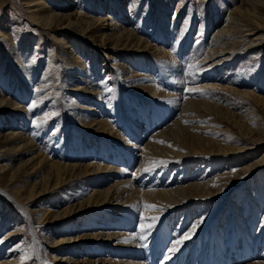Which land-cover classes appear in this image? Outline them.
<instances>
[{
    "label": "bare ground",
    "instance_id": "bare-ground-1",
    "mask_svg": "<svg viewBox=\"0 0 264 264\" xmlns=\"http://www.w3.org/2000/svg\"><path fill=\"white\" fill-rule=\"evenodd\" d=\"M22 1L26 7L28 19H30L33 22V24L37 25L40 28L45 27L44 29L55 30L56 28L60 27L61 30L65 29L67 31L74 28V30L79 32L80 35V33L83 34L82 32L83 30H80L82 28H79L80 30L79 31L77 26H81L84 22H87V24L92 21L98 23L100 22V20L108 21L109 19L110 23L108 24V27L115 26L114 29L112 30L113 32L111 33L101 32L99 34V32H97L96 30L95 31L87 30L85 32H90V35L87 36V38L91 37V38H95V40L97 38L103 42L106 40L111 43L116 42L115 44L117 45V47L120 46V48L124 50H127V48L131 47V44H133L132 45L133 48L131 47L130 49H134V51H138L141 53L147 51V48L154 49L155 52L152 53L151 55L152 57L157 59V64H159L157 65L159 69L158 71L161 74V76L159 75L160 77L156 79L155 82L154 80L151 79L149 74L147 73L140 74L142 75V78L139 79L144 80L145 85L142 86V88H138V86L131 85V87H129L130 88L129 91L131 93L130 96L133 97L132 102H136V101L144 102L147 103L149 106L156 107L158 110H159L158 104L160 100L168 101V103H170L172 107L171 106L166 107V115L168 116V121H170L173 118L174 110H175L174 108L176 107V105L174 107V104L178 102L177 100L178 98H177V94L172 95L171 93L174 92L175 90L177 91L180 90V88L182 89V87H180L181 80H179L178 78L179 77L178 70L179 69L181 70V68H179L180 64L177 63L178 61L176 62L174 58V54H177L178 52L184 50V48H181L182 50L179 51L180 44L179 45L172 44L173 46L170 45V48L168 50H164L163 47L155 46L157 47L156 49L153 46H149L150 45L148 44L149 39L148 40L145 38L143 39L142 37L137 35L138 34L137 32L140 31H141L140 33L146 32L145 28L143 29L141 28L142 26L137 27L136 29L132 28L133 31L132 30L119 31L120 27L119 29L116 27L118 21V20L115 21V19L118 18L116 15L120 16L119 19L121 18L123 22L127 21L124 19L125 17L121 13L120 4L122 3V1H120L121 3L119 4L117 3L118 0H110L112 3H114V5L113 7H110L109 15L106 19L103 16L105 9V4H104L105 2L103 3V1L101 0L96 1L95 9L92 10L91 8V12L96 13L99 18H85L86 16L81 17L82 14L77 11L75 13L70 12V14L67 15L62 14L61 16H59L57 13L53 12L47 0H22ZM61 1L64 2L60 4L61 8L63 9L64 8L69 9L70 6L78 7L79 4L77 3L78 1H76L75 3V1L73 0H61ZM155 1L156 4L153 3V6L158 8L157 11L158 14L161 16V18H165V15L168 13V8L172 3L169 4L168 2H164V0H155ZM171 1L172 0H169V2ZM263 3L264 2L261 0H234L232 4L233 7L230 8L231 10L229 13L228 20L225 22L224 25H222L223 28L218 30V34L216 38L212 39V41H210L209 43L206 41L207 44H209V48H210V43H212L211 47H213L212 49L213 51L211 52V54L205 55L206 58L207 59L211 58L210 59L211 61L215 59V56L223 57L222 53L228 51H230L231 54L237 53V55H241V56H244V54L247 52L249 53L257 52V51L259 52L262 42L264 41L263 40L264 20L261 19L262 17L261 18L258 17L259 13L262 12L260 10L264 9ZM135 4L136 3H134L133 5L130 4L128 9H132L133 6L134 7L140 6L139 4L138 5ZM55 6L60 7L59 4H56ZM80 6H82V3L81 5H79V8H81ZM183 7H184V3L183 0H181L177 5L175 11V14H177L178 16L177 18L178 20H180V18L183 15L182 14L183 12L181 11ZM114 8H116V12L114 16H112L111 9ZM78 14L80 16H78ZM76 15L78 19L77 20L75 19L76 20L75 22V20H73L71 16H76ZM210 21L207 20L205 24L201 22L205 30L208 29L209 26L212 27L216 24L215 22L212 21L210 22ZM93 22L89 24L92 25ZM197 23L198 21L197 19L195 20V18H191L189 21H187V19H184L182 21V26L180 29L183 32L185 30L184 27L186 28L187 26H190L189 27L190 29L188 28L189 29L188 32L190 34L191 31L194 29L192 26ZM167 26L169 27L170 24L167 25V23L166 24L162 23L158 25V27L154 28L156 30L157 36L154 34L155 37H153L152 40H154L155 43H158L162 39L163 42H166V44H168L169 37L164 32V28L167 29L168 28ZM125 28H123V30ZM205 33H207V31ZM0 34L3 35L5 38H8L7 35H4L2 29H0ZM231 36L233 37V40H231L230 43L227 40ZM57 39H59L60 42L63 41V38L61 37H57ZM71 42L74 43L73 45L74 47H76L77 52L76 53L72 52L69 55L68 54L64 55L63 58L64 64H68V63L70 64L69 66L65 65L64 69H65V76L67 79L65 78V80L63 81V85L70 82L69 79L70 80L76 79V77H74L73 75L74 72L76 74H81L82 76V69L86 64H84V62L81 61V55L82 56L84 55L87 58L91 56L90 61H93L92 70L93 71L96 70L95 64L97 63V61L95 60L96 57L94 55L95 53L92 55L91 53H87V51L83 52L84 47L81 45L77 47L78 42L76 41V39H74V37H71ZM14 44L10 45V47L8 48L10 49L9 51L15 50ZM37 44L38 43H36V45ZM203 44L204 43H202V47ZM243 46L244 48L241 50L240 48ZM55 49L57 51L56 54H60V55L64 54L63 48H61L60 46L58 45L54 46L53 50L51 51L53 52ZM12 53H9V55L12 56L11 58L13 59V62L14 60L17 59L19 62H24V63L28 62V60H26L28 57H25L24 54L18 57L16 56L18 55V52L16 50H15L16 54H14V56L12 55ZM55 59H56L55 56H50L49 66L47 68V71L44 73L48 75L47 78L45 79V81L47 82L55 83L54 81V78H56V68L54 67V65L56 64ZM153 60L154 59H152V61ZM226 60L228 59L226 58ZM226 60H223L222 63H219L217 67H215L216 70L220 69L222 73H224L222 74V76L217 75V77H214L212 73V75H207L205 77L198 78L199 80L194 79V81L192 82L185 83V84H190V87L188 86V90L191 91L195 90L194 93L196 95V98L204 97L206 95L205 93L209 91L208 89L211 90L213 88L212 90L221 89L222 91L220 90L221 93L219 94V96L220 98H225L226 100L227 98L225 96V92L228 94L233 93L235 95L241 94L246 98L247 97L254 98L260 102L264 101V96L256 95L254 91V89L256 90L261 89V86L264 87V73L259 78L257 72L256 73L251 72L248 75L246 74V76L240 77L241 81L235 78L231 79V76L227 78L226 74L229 73L235 67L234 64H223L224 62H226ZM33 64L34 63L32 64L30 63L29 65H33ZM4 65L5 64H3V60L0 58V79L2 81V82L0 81V83H3L2 89H4V86L7 84L6 81L7 79L4 78V75L2 76L1 74ZM202 65L203 62H201L199 65L198 63H195L194 67L196 68L198 66L199 68H201ZM212 66L214 65L211 64L210 66H207V68H203V70L204 69L210 70ZM111 67L115 68L116 65L113 66L110 65V68ZM140 71L142 72L144 70L141 69ZM145 71H148V69L146 68ZM35 72L36 71H34L32 74L33 77L35 75L34 74ZM131 72H135V71L132 70ZM111 73L113 74L111 83H113L112 85L114 86V83L118 82L120 75L116 74L114 70H112ZM234 73L238 75V70ZM29 74L31 76V72ZM92 74H94V72ZM101 75L102 78H105L107 76L105 74H101ZM70 76H73L74 78L73 77L70 78ZM161 78H162L161 80L162 82H160ZM77 79H80L79 82L73 84L70 88V91L69 90L67 91L73 92V94L76 95L84 94L85 96V94L87 95L88 93L92 92L91 89L94 86L95 91L91 95L100 94V90L102 89L103 90L101 94L103 95L106 94L104 90L106 81L102 82L99 81V79H94V78H91L90 80L88 79L83 80L81 78H77ZM203 79L204 81L207 80V82L214 81L216 83L214 82H212V84L207 83L208 85L202 84ZM187 80L189 81V77ZM242 80L245 81L247 80V81L243 82ZM137 81H138L137 79H132L131 77L129 82L128 81L127 82L128 84H131V83H136ZM219 82H225L226 84H230V85L232 84L239 85L244 88L250 87L253 90L247 89L246 91L241 93L232 86L230 87L221 86L218 84ZM50 89H53V94L57 92L56 90H58L57 87L55 86L53 87V84ZM38 90L41 93L37 92L33 96L34 98L32 99L30 106L24 107L22 111L21 108L23 107L20 106L19 103L17 104L16 102L19 96L18 97L16 96L15 100H12L11 102L15 104L14 106L16 107V110L12 109L10 112H14V114L16 113L19 114L20 119L22 118L23 121L32 120L34 121V124L39 121L42 125H45L49 121H51L50 119L59 116L60 112L58 108L59 106H61L60 105L61 98L60 96H56L55 93V96L50 97L49 95H45L43 98L41 97V100L37 99L40 96H42L44 92H46L44 91L45 85L44 86L41 85ZM1 91L2 90H0V92ZM91 95H89L88 97L89 98L93 97ZM103 95L102 98L101 99L99 98L95 103H91V102H86L84 104L81 103L80 101L84 99V97H82L83 95L79 97L80 99L78 98V96H77L78 98L77 100L74 99L75 97L71 99V103H73L74 105L70 107L72 111L68 113V116L63 117L62 121H64L63 122L64 124L62 125L59 124L60 128L59 126H57L58 130L55 136L56 141L54 140L55 142H53L52 144L50 143V145L52 146L50 147V150L46 152L45 150L43 151L41 147L43 145L39 144L38 142V140H40V135L34 134L35 143H33L34 140L30 141L29 138L31 131L29 132V136H28V133L26 132L27 129L24 125L21 126L16 125V127H14V123H10V122L9 123L2 122V124L0 125V132L2 131L3 128H7L5 127L7 124H9L10 126L8 129H11L10 131L5 133L6 136L5 140H3L2 142L0 141V145L2 146L0 147V149L3 150V148L5 147L6 143L4 142H7V144L9 145L11 143H14V145L16 144V146H14L16 151L15 149L14 150L9 149L11 151H15V153L11 158V161L16 160L15 158L16 157L18 158V156L21 153H23V151H27L31 155L33 154L32 158H29L27 161L25 160V162L21 164V166H18L19 169L21 170V173L23 172L28 173L31 169L33 170L37 164L39 166L38 169L35 170V173L36 172L39 173L38 175H41V177L39 176L41 179L33 183V186L30 188L31 184L29 183V181L31 180L30 179L31 174L25 175L24 177L26 179L23 182V185H21L18 188V190L15 192L17 194V197L22 196L24 194L22 192H27L28 197L26 196L22 199V201L26 200L27 205H29L30 203H34V201L36 200L34 197L39 196V197L48 198L50 205H54V207H58L63 202H65L64 204L66 205L71 201H77L81 199L80 201H77V204L65 207V209H63L62 212H56L57 210L52 212L56 214V217H53L51 222L49 221L50 224H52L51 225L52 231L49 232L47 238H44V240L50 241L51 243L49 245V250L51 252L48 251L51 254L49 255L50 257L47 256L45 258L46 260L45 263L43 262V259L40 256V251L37 249L35 242L30 244L31 242L28 241V237L26 236L23 239L22 238L18 239L20 236H22L20 235L22 233V231H19L20 228L17 232L14 233L7 232L6 234H4L6 226L3 227L4 225L2 224L0 226V237H1L0 241H2L0 242V260L2 258H6V259L4 261H0V264H32V261L35 259L34 257L35 253H39L38 261H40V264H148V262L145 259H148L149 264H152L153 259L154 260L156 259V261H158L159 264H200V261H202L201 259H204L203 264H220V260L215 257V254L222 253L223 249L218 248L217 244L219 245L226 244L227 246L225 250L230 248L228 250V256L230 258L236 257L237 258L236 261L239 260L238 261L239 263L237 262L235 264H242L247 261H251L253 259L251 257L253 254L255 255V257L264 260V198H263L264 194L263 193L258 194V197L254 198L251 197L249 193H247L244 189H242V191L239 190L240 185H243V187L245 188H249L250 177H252L255 174L256 169L258 167L264 166V158L260 162L252 163L248 167L242 168L241 171H243V174L238 173L239 176H237L235 179L231 178L232 173L229 172V169L231 168V163L236 161L235 164H237L242 160H245V155L249 154L248 152L254 148L251 147L253 144L249 143L252 145L242 146L236 149L225 147V149H220V152H217L219 150L215 151L214 149L210 148L211 145L217 144V142L215 143V140L208 138L207 140L203 141V139H201V138H205L204 134L213 133L210 130L213 128H208V125H212L211 123L218 124L219 120L218 122L216 120L205 121V119H207L206 116L210 114L205 112L204 114H198L199 112L195 113L196 111L195 112L193 111L195 110L194 106L208 107L206 105H209V107L211 108V106L218 107L217 105L218 103L209 104L206 101H200L196 98L195 99L192 98L191 100H189V102H184L179 115L180 117L176 119L175 122L161 129V131L158 134H154L155 136H152L151 141L150 140L147 141L146 144L135 145L134 142L131 143L132 140L130 141L129 140L130 138H126L122 134L119 135V133L121 132L117 134L118 131L115 129L117 125L115 126L114 125L115 123L112 120L104 116H101L100 111L104 110L103 109L104 104L109 106L111 105L112 102V100L110 99L112 97L109 98L110 100L108 98L107 100H105L106 98H103L104 97ZM21 97L19 98L20 101L22 99ZM1 98H3V96ZM51 98L55 99L53 100V104L54 102H56V105L58 106L55 107V105H52V103H50L49 104L50 107L47 108L46 105L48 104L46 103L48 101L50 102V100H52ZM102 102H104V104H102ZM36 103L37 105H35ZM114 103L115 102H113V104ZM234 108H236L235 105ZM79 110L80 113H77ZM97 110L100 111L97 112ZM253 110L254 109H252L251 111L253 112ZM209 111L210 110H208V112ZM84 112H86V114H84ZM90 113H94V114L96 113L101 118H90L89 117ZM39 114L40 116L41 114L43 115L40 117ZM122 114L126 116L125 113ZM132 114L135 115L133 111L131 115ZM233 115L235 114L233 113ZM253 115L254 114L252 113V116ZM243 117L245 121H247L246 120L247 116L244 115ZM9 118L10 119L12 118L11 115L7 117V119ZM139 119L143 121L142 126H145V128H142L141 125H139L140 123L136 122L135 130L140 131V134L137 133L138 137L137 136L135 137V135L134 137L136 140H138L139 143L140 142L143 143V141L146 139V134L144 130L148 129L147 125L149 124L146 123L147 121L144 122L142 116ZM162 120H159L160 123L161 122L163 123L165 121L163 118ZM184 121H187L189 123L190 122L195 123L197 125L184 127V124H182ZM253 122L255 124L256 121ZM165 123L166 122H164L163 124ZM92 124H94L93 126H97V129L96 128L92 129L93 128ZM35 126H37V124H35ZM16 128L17 129L21 128V131H17ZM186 128L192 129L194 131L193 133L196 136V141L189 140L188 142H186L185 136L187 135L184 136L185 138L181 137L182 133H184L183 131H185ZM246 128L251 129V131H260L261 127L254 128L249 125ZM29 129L30 127L28 128V130ZM189 133H192V131ZM197 133L198 134L200 133L199 135H201V138H199ZM92 138L99 140V144L101 145V148L99 149L100 151L99 153L96 152L97 150H91V151L89 150L90 151L89 152L88 149L86 150L84 149V152L90 153L87 158H84V155H80L77 150L69 148V145H73L75 143H78L82 147L83 144H85L87 141L88 143L89 141L91 142ZM83 139H85L86 142L83 141ZM60 143H61V147H60ZM36 144L38 145L36 146ZM117 150L118 151L122 150V153H124V157L126 156V160H125L126 162L124 163L126 166L123 164V162L121 163L117 162L118 164L117 166L123 164L125 167H130L131 169V166L134 164L137 157V160L139 158L141 162L140 168L143 169V171L146 169H150V170H146L143 172L144 173L143 175L145 176H143L142 174L139 176L138 172L137 173L134 172V174L133 173L131 174L132 170H130L131 172L128 173L125 169L119 168L118 170V168L116 169L113 166H108L107 164L101 165L99 162H96V160L100 158V156L99 157L97 156L98 154L101 153L102 154L101 156H104L106 151L112 152ZM53 151H55V153L52 156L50 155V153H52ZM92 153L94 155H92ZM235 153L236 154L239 153L240 156L234 157L233 155ZM208 157H211V159H209ZM212 158H217L218 162L213 163ZM248 158L249 157L247 156V159ZM84 160H88L90 163L84 165H82L81 163H77ZM71 161H77V162L76 164H72ZM112 161L115 162L114 159H112ZM31 164H33L32 167L29 166L30 168L27 167V169L25 170L22 169V166L25 165L27 166ZM204 164H206V166H204ZM195 169H196V174L192 176L191 173ZM12 171L14 172V167H12L11 165L9 164L0 165V179L5 180V178H7L8 175L13 176ZM187 173H190L191 175L189 174V176H187L188 175ZM215 174L217 175L215 177H212V175ZM37 176H35V178ZM110 179H113L114 181L116 180V182H114L113 185L107 187L106 190H99L100 187H102L105 183H109V181H112ZM14 184L15 183H11V186H14ZM88 186L92 187V190L95 192H92L90 197L83 198L86 195L85 190L86 188H88ZM96 187H99V189L94 190ZM224 200L229 201L228 207L230 208H228V212H226L227 210L224 211L222 209L224 207L223 205H225L226 203V201ZM213 202L215 203V205L217 204L216 207L211 206ZM256 202L259 204H256ZM41 204L42 203H40V207H42ZM20 206L23 205L20 204ZM208 207H210L211 210L212 209L214 210L211 211L209 215L207 214V216H205ZM49 209L50 208L48 207L43 212H39L41 219H44L46 221L48 215L50 214ZM39 210L41 209H38V211ZM185 210L189 211L188 216L194 215L196 218H200V214L201 216H203L202 218H200L199 222L194 223L195 227L193 226L192 229L190 230L188 229L189 231L187 233H184L183 235L184 230L190 226L191 223L190 219H183L184 221L182 222V225L179 228L173 225L174 221L171 219L170 221H172L173 223L171 225L168 224V226H166L167 224L165 226H162V232H160L161 226L158 225L165 218H167V216L169 217L171 216L173 217L174 220L179 221L181 214ZM21 211L22 213L21 215L19 213V215L23 218L25 222H28L29 224V220L32 219L34 213L36 212L32 213V211H27V208L25 209L23 208V210ZM136 215L138 217H136ZM231 216H234L235 219V226L234 228L232 227L233 229H235V232L230 237V239L224 241L223 244L222 239H219L217 236L219 231L216 230V229L219 230L221 227L215 228L214 226L211 227L209 226L208 228H206L205 226L211 220L216 218L219 220L220 222L219 225H220L223 223L224 220H227ZM100 217L101 218L103 217V219H99ZM135 217L138 219L137 223L135 226H131L134 223ZM114 218L115 220L124 219V221L121 223V225H116L109 222V220H114ZM153 218L156 219L153 220ZM141 225H143L144 227L142 228ZM107 226L111 227V229H115V232L109 231L107 232V234L93 233L90 236L83 233L81 235L78 234V236L74 238L65 236V235L78 233V229L80 232V231L90 230L89 228L92 229L95 227L103 229L105 227L107 228ZM124 229L127 232H123ZM168 229L170 231L174 229V235L176 234L173 240L174 242L171 243V245H168L169 242L167 243L168 241L167 234L169 233L167 232ZM131 231L134 232L136 231L135 232L136 235L130 234ZM209 232L215 235L217 246L215 247L211 246L209 248L205 246L207 248V250H205L206 248L202 247V244H204L203 242L205 241V239H207L206 237ZM55 235H60L62 239L55 240L56 239ZM186 236L187 238H185ZM239 238L243 239L242 248L241 247L237 248V246H235L236 245L235 243ZM15 239L18 240L16 242H13V240ZM52 239H54V241ZM143 239H146L147 241L149 240L150 242L149 244H145L144 248L142 247ZM178 239L181 240L180 244L176 243ZM11 242L12 244L9 245ZM166 244L168 246H171L170 251L167 253L163 252V250H165ZM191 244L194 245L193 246L194 248L189 252L190 255L188 260H185L187 257L185 259L183 258L184 257L182 256L183 251L185 250V248L187 249V247H189V245ZM7 245L11 247H9L5 255L4 248ZM108 246H111L110 247L111 249L109 251L107 250ZM148 246L149 247L151 246V250H154V252L151 255L145 256L142 254L141 251L145 250V248H149ZM197 246L198 248H196ZM157 249L159 250L157 251ZM175 249L178 250V254L177 252H175ZM110 251L111 254L114 253L115 257L117 258L119 257L121 258L122 256H124L127 257L128 259L129 258L131 259L129 254H131L132 252H138L137 253L138 255L136 254L137 255L136 257L133 256L132 258L133 261H123V262H119V260H115L114 262H109V261L107 262L105 259L107 257H104V259L99 258L94 261L90 259V257H93L94 254L106 255V253ZM82 252L83 255L87 254L90 257L88 259H84V261H81L79 263L74 261V258L78 256L79 253ZM171 252L173 253V255H171ZM222 258L223 257L221 256V259ZM86 260L88 262H86ZM228 263L231 264L230 260H228ZM251 264H264V262L256 261Z\"/></svg>",
    "mask_w": 264,
    "mask_h": 264
},
{
    "label": "rangeland",
    "instance_id": "rangeland-1",
    "mask_svg": "<svg viewBox=\"0 0 264 264\" xmlns=\"http://www.w3.org/2000/svg\"><path fill=\"white\" fill-rule=\"evenodd\" d=\"M47 1L50 4V7L52 8L53 12L57 13L59 16H61L62 14L63 15L70 14V12L75 13L77 11V12H80L82 14L81 17L86 16L85 18H99L96 13L91 12V8H92V10L95 9L96 1H98V0H73V1H75V3H76V1H78L77 2V3H79L78 7L70 6L69 9L61 8L60 4L64 3L61 0H47ZM80 1L82 3V6H80L81 8H79V5H81ZM101 1H103V3L105 2L104 3L105 9H104V15L103 16L106 19L109 15V9H110V7H113L114 3H112L110 0H101ZM120 1H122V3ZM180 1L181 0H174V1L172 0L171 2H169V0H164V2H168L169 4H171V3L172 4L169 6L168 13L165 15V18H161V16L158 14V11H157L158 8L153 6V3L156 4L155 0H118L117 3L122 4V5L120 4L121 13L124 15V17H125L124 19L127 21L123 22V20L121 18L119 19L120 16H118V15H116L118 18L115 19V21L118 20L116 27L118 29L120 27L119 31H125V30H127V31L132 30L133 31L134 28L136 29L137 27H141V26H142L141 27L142 29L145 28V30H146L145 33H140L141 32L140 31V32H137L138 33L137 35L142 37L143 39L144 38L147 40L149 39V41H148V44H150L149 46L163 47L164 50H168L170 48V45H172V44L173 45H179L180 44L179 45L180 46L179 51L182 50L181 48H184V50H182L178 53L176 52L177 54H174L175 61L176 62L178 61L177 63L180 64L179 68H181V70L180 69L178 70V72H179L178 78H179V80H181L180 81V87H182V89L180 88L181 91L175 90L174 92L171 93L172 95L177 94L178 102H176L175 104L173 103L174 107L176 105V107L174 108L175 109L174 115H173V118L170 121H168V116L166 115V107L171 106V104L168 103V101L160 100L159 104H158V108H159V110H158L156 107L149 106L147 103H144V102H140V101L132 102L133 97L130 96L131 93L129 91L130 90L129 87H131V85L132 86H138V88H142V86L145 85L144 80L139 79V78H142V75H140V74H145V73L149 74L151 79L154 80L155 82H156V79H158L161 76V74L158 71L159 69H158L157 65H159V64H157V59L152 57V55H151L152 53L155 52L154 49L147 48V51H144L143 53H141L138 51H134V49H130L131 47L133 48V46H132L133 44H131V47L127 48V50H124V49L120 48V46L117 47V45L115 44L116 42L111 43V42H108L107 40L103 42L97 38H96V40H95V38H91V37L87 38V36L90 35V32H85L87 30L88 31L89 30H91V31L96 30L97 32H99V34L101 32H109V33L113 32L112 30L114 29L115 26H113V27L109 26L108 27V24L110 23L109 19H108V21L100 20V22H98V23L92 21L93 22L92 25L89 24L92 22H89L88 24H87V22H84L81 25L83 27L77 26L78 30H79V28H82L80 30H83L82 31L83 34L80 33V35H79V32L74 30V28L71 30H68V31L65 30L64 28H63L64 30H61L60 27L56 28L55 30H48V29H44L45 27H41V28L38 27L37 25L33 24V22L30 19H28L27 10H26V7L23 4L22 0H0V29H2V31L4 32V35L8 36V38H5L3 35L0 34V58L3 60V64H5L1 74H2V76L4 75V78L7 79L6 80L7 84L4 86V89H2L3 83H0V90H2L0 92V98L3 96V98H1L2 100L0 99L1 100L0 101V116H1L0 117V125L2 124V122L14 123V127H16V125H18V126L24 125L27 129L26 132L28 133V136H29V132L31 131L30 136H29L30 141L34 140V136H35L34 134L40 135V140H38V142H39V144L43 145L41 147H42L43 151L45 150V152H46V151L50 150V147L52 146V145H50V143L52 144L53 142L56 141L55 136H56L57 130H58L57 126H59V124L60 125L64 124L63 123L64 121H62L63 117L68 116V113L72 111L70 109V107H72L74 105H73V103H71V99H73L75 97L74 99L77 100L79 97H81V95H83L82 97H84V99H82L81 101L79 100V101L84 104L86 102L95 103L99 98L100 99L102 98L103 94H101V92L103 89L100 90V94L91 95L95 91L94 86L91 89L92 92L88 93L87 95L85 94V96H84V94L76 95V94H73V92H69L71 86L73 84H75L76 82H79L80 79H77V78H81L83 80H87V79L90 80L91 78H94V79H99V81H102V82L106 81L105 87H104L106 94L103 95L104 96L103 98H106L105 100H107V98L109 99L110 97H112V98H110L112 100L111 105L108 106V105L104 104V102H102V104H104V107H103L104 110L103 111L99 110L101 116L109 118L110 120H112L115 123L114 124L115 126L117 125L115 127V129L118 131L117 134L119 132H121V133H119V135L122 134L126 138H130L129 140L130 141L132 140L131 143L134 142L135 145H144L147 143V141H149V140L151 141V137L155 136L154 134H158L161 131V129H163L166 126H168L169 124L175 122V120L180 117L179 115H180V112H181V109L183 107L184 102H189V100H191L192 98H194V99L196 98V95L194 93L195 90L194 91L188 90V86L190 87V84H185V83L192 82V81H194V79L199 80L198 78H202V77H205L207 75H212V73H213L214 77H217V75L222 76V74H224V73H222V71L220 69L216 70L215 67H217V65L219 63H222L223 60H226V58L228 60H226V62H224L223 64H234V67H235L229 73L226 74L227 78H229L231 76V79L235 78V79L241 81L240 77L246 76V74L248 75L251 72H255V73L257 72V75L259 78L263 75V73H264V41L262 42V45H261L259 52L258 51L252 52V53L247 52L244 54V56L237 55V53L231 54L230 51L223 52L222 53L223 57L215 56V59H213L211 61H210L211 58L207 59L205 56V55L211 54V52L213 51L212 50L213 47H211L212 43H210V48H209V44H207V42L209 43L210 41H212V39L216 38V36L218 34V30L223 28L222 25H224L225 22L228 20L229 13L231 10L230 8L233 7L232 4H233L234 0H183L184 7L181 10L183 12L182 13L183 15L180 18V20H178L177 19L178 16H177V14H175V11H176L177 5L179 4ZM261 1L264 2V0H261ZM134 3H136L137 5L139 4L140 6L139 7L133 6L132 9H128L129 5L130 4L133 5ZM56 4H59L60 7L55 6ZM120 6H118V7H120ZM111 11H112V16H114V14L116 12V8L111 9ZM260 11H262V12L259 13L258 17H260V18L262 17L261 19L264 20V9H262ZM78 16H80V15L78 14ZM103 16H101V17H103ZM71 18H73V20L78 19L77 15L71 16ZM191 18H195V20L197 19L198 23L192 26L194 29L191 31L190 34L188 32L190 29L189 28L190 26H187L186 28L184 27L185 30L182 32L180 29L182 26V21L184 19H187V21H189ZM76 20H75V22H76ZM207 20H209V21L211 20L212 22H215L216 24L212 27L209 26V28L205 30V28H203L204 26H202L201 22L205 24ZM222 21H223V23H222ZM65 23H67V22H65ZM162 23H164V24L167 23V25L170 24L169 27L167 26L168 27L167 29L164 28V32L169 37L168 38V44L169 45L166 44V42H163L162 39L158 43H155L154 40H152L153 37H155V35H156V30L154 28L158 27V25H160ZM123 28H125V29L123 30ZM206 31H207V33H205ZM57 37L63 38V41L60 42V40L57 39ZM71 37H74V39H76V41L78 42L77 47L79 45L84 47L83 52L87 51V53H91L92 55L95 53L94 54L96 56L95 60L97 61V63L95 64L96 70L95 71L92 70L93 61H90L91 56L89 58H87L86 56H84V55L82 56L80 54L81 55V61H83L84 64H86V65H84V67L82 69V76H81V74H76L74 72L73 75H74V77H76V79H73V80L69 79L70 82L63 85V81L66 78L64 68H65V65L69 66V64H70V63L64 64V62H63L64 55H66V54L69 55L72 52L73 53L77 52L76 47H74V45H73L74 43L71 42ZM69 40H70V42H69ZM231 40H233L232 36L227 41L231 43ZM183 42H184V44H183ZM36 43H38V44L36 45ZM202 43L205 44V45L203 44V47H202ZM12 44H14L15 50L18 52V55H16V56L20 57V56H22V54H24L25 57H28L26 59V60H28V62H25V63L19 62L18 59L14 60V62H13V59L11 58L12 56L9 55V53L13 52L12 55L14 56V54H16L15 50L9 51L10 49H8L10 47V45H12ZM200 44H201V46H200ZM57 45L60 46L61 48H63L64 54H62V55L56 54L57 53L56 49L53 52L51 51V50H53L54 46H57ZM181 46H184V47H181ZM157 47H155V48L157 49ZM112 48H114V49H112ZM243 48H244V46L241 47L240 49L242 50ZM141 49H139V50H141ZM50 56L56 57V59H55L56 64L54 65V67L56 68V78H54L55 83L45 81V79L47 78L48 75L44 74V73L47 71V68L49 66ZM70 57H72V56H70ZM152 59H154V60L152 61ZM155 59H156V61H155ZM233 60H235V61H233ZM86 61L89 63H87ZM201 62H203V65L201 68H199L198 66L196 68L194 67L195 63H198V65H199ZM30 63L31 64L34 63V64L29 65ZM211 64L214 65L210 69L213 72L210 70H207V69L203 70V68H207V66H210ZM110 65L111 66L116 65V67L110 68ZM117 65H119V66H117ZM23 68H25V69H23ZM146 68L148 69V71H145ZM139 69L140 70L143 69L144 71L141 72ZM112 70H114V72L116 74L120 75L118 82L114 83V86L112 85L113 83H111L112 78H113V74L111 73ZM132 70H134L135 72H131ZM235 70L236 71L238 70V75H236L234 73V72H236ZM34 71H36V72L34 73L35 75L33 77L32 74ZM30 72H31V76L29 74ZM93 72H94V74H92ZM101 74H105L108 77L106 76L105 78H102ZM72 77L73 76H70V78H72ZM131 77H132V79H137L139 82L137 81L136 83L128 84ZM188 77H189V81L187 80ZM190 77H191V79H190ZM31 78H33V79H31ZM127 79H129V80H127ZM161 80H162V78L160 79V82H162ZM0 81H1V79H0ZM202 81H203L202 84H206V85L212 84V82H214V81L207 82V80L204 81V79ZM242 81L246 82L247 80L246 81L242 80ZM214 83H216V82H214ZM40 84L43 86L45 85L44 91H46V92H44V94H42V96H40L37 99L41 100V97L43 98L45 95H49L50 97L55 96V93H56V96H60V98H61V103H60L61 106H59V108H58V110L60 112L59 116L50 119L51 121H49L45 125H42L38 121L37 123H35V124H37V126H35L34 121H32V120L31 121L30 120H27V121L24 120L23 121L22 118L20 119L19 114H17V113L14 114V112H10L12 109L16 110V107L14 106L15 104L11 103V102H12V100H15L16 96L17 97L19 96V98L22 96L21 98L23 100L21 99V101H20L19 98H18V100H16L17 104L19 103L20 106L23 107V108H21V111H22V109H24V107H26V106L29 107L32 99L34 98L33 96L37 92L41 93L38 90L41 86ZM52 84H53V87L55 86L58 89V90H56L57 92H55L54 94H53V89H50ZM116 84H117V86H116ZM218 84L221 86H225V87L232 86L233 88H236V90L240 91L241 93L246 91L247 89L253 90L250 87L244 88V87H241L239 85L226 84L225 82H219ZM82 85H84V84H82ZM212 89L211 90L208 89L209 91H207V93H205L206 95L204 94L206 97L205 96L202 98L197 97L196 99H198L200 101H206L209 104L210 103L211 104H217L218 103L217 104L218 107L211 106V108H210L209 105H206L209 108L205 107V106H197V107L194 106L195 110H193V111L194 112L196 111L195 113L199 112L198 114H204V112L209 113L210 115L206 116L207 119H205V121H210V120L215 121L216 120L218 122V120H219V122H218V124L211 123L212 125H208V128H213L214 130L210 129L211 132H213V133L204 134L205 138H201V135H199L200 133L199 134L197 133L199 138L203 139V141L207 140L208 138L215 140V143L217 142V144L211 145L210 148L214 149L215 151L219 150L217 152H220V149H225V147L236 149V148H240L242 146H249V145L253 144L251 147L254 149H251L248 152L249 154H246L249 157L248 159H247V156L245 155V160H242L241 162H239L237 164H235L236 161L232 162L233 164L231 163V168L229 169V172L232 173L231 178L235 179L237 176H239L240 173L243 174V171H241L242 168L248 167L252 163L260 162L264 158V140H263L264 139V101L260 102L254 98H249V97L246 98V97L242 96L241 94L235 95L233 93L228 94L225 92V96L227 98V100H226L225 98H220V96H219V94L222 91L221 89H218L219 91L217 89H214V90H212ZM67 90H69V91H67ZM254 91H255L256 95L264 96V87L263 86H261V89H258V90L254 89ZM66 93H68V94H66ZM89 95H91L93 97L89 98L88 97ZM77 96H78V98H77ZM87 97H88V99H87ZM129 97H131V98H129ZM113 98H114V100H113ZM51 99L52 100H50V102L48 101L46 103V104H48V105H46V107L49 108L50 103H52V105H55V107L58 106V105H56V102H54V104H53V100H55V99L54 98H51ZM91 99H92V101H91ZM113 102H115V103L113 104ZM225 102H227V103H225ZM233 102H235V103H233ZM35 105H37V103ZM234 105L237 109L234 108ZM113 107H114V109H113ZM207 109L210 110L211 112L210 111L208 112ZM252 109H254L255 111L253 110V112H252L251 111ZM99 111L97 110V112H99ZM132 111L134 112L135 115H133V114L131 115ZM105 112H106V114H105ZM77 113H80V110ZM122 113H125L126 116ZM233 113L235 115H233ZM252 113L254 114L253 116H252ZM84 114H86V112H84ZM9 115H11L12 120L10 118L7 119V117ZM42 115L43 114H41V116ZM244 115L247 116V119H246L247 121H245V119L243 117ZM39 116H40V114H39ZM141 116L143 117L144 122L147 121L146 123L149 124V125H147L148 129L144 130L145 134H146V139L143 141V143L142 142L139 143L138 140L135 139L136 136L138 137L137 133L140 134V131L135 130V123L139 122L140 123L139 125H141L142 128H145V126H142L143 121L141 119H139V118H141ZM89 117L90 118H101L96 113L95 114L90 113ZM162 118L165 120L164 121V122H166L165 124H163L164 122L160 123L159 120H162ZM216 118H218V119H216ZM99 120H101V119H99ZM253 121H256L255 124ZM182 124H184V127H187V126L190 127L192 125L193 126L197 125L195 123H191V122L189 123L187 121H184ZM93 125L94 124H92V126ZM249 125L251 127H254V128L255 127H257V128L261 127L260 131H251V129L246 128ZM5 127H7V128H3L2 131L0 132V141L1 142L3 140H5V138H6L5 133L11 130V129H8L10 127L9 124H7ZM29 127H30V129L28 130ZM59 128H60V126H59ZM95 128L97 129V126H93L92 129H95ZM40 129H41V131H40ZM16 130L21 131V128H18V129L16 128ZM191 131H192V133H189ZM183 132L184 133H182L181 137L182 138L186 137V142H188L189 140L190 141L191 140L196 141V136L194 135V133H193L194 131L192 129L186 128V130ZM134 135H135V137H134ZM185 135H187V136H185ZM194 136H195V138H194ZM230 139H231V141H230ZM260 140H263V141H260ZM83 141H85V139H83ZM4 143H6L5 147L3 148V150L0 149V165L9 164L12 167H14V172L12 171L13 176L8 175L7 178H5V180L0 179V181H2V182H0V226L2 224L4 225L3 227L6 226L4 234H6L7 232L8 233L17 232L20 228L19 231H22V233L20 234L22 236L19 235L20 237L18 239H20V238L23 239L26 236V237H28V241L31 242L30 244L35 242L37 249L40 251V256L42 257L43 262L45 263V261H46L45 258L47 256L50 257L49 255L51 254L50 253L51 251L49 250V245L51 243H50V241L44 240V238H47L48 237L47 235L49 234V232L52 231V226H51L52 224H50V222L53 219V217H56V214L52 213V212H54L55 210H57L56 212H62L63 209H65V207L77 204V201H80L81 199H79L77 201H71L70 203H68L66 205L64 204L65 202H63L58 207H54V205H50L48 198L35 196L34 198L36 200L34 201V203H30L29 205H27L26 200L22 201V199L26 196L28 197V193L22 192L24 194L20 197H17V194L15 192L18 190V188L21 185H23V182L26 179L24 177L25 175L31 174V176H30L31 180L29 181V183L31 184L30 188L33 186V183H35L41 179L40 178L41 175H38L39 173H37V172L35 173V170L38 169L39 166L37 164L35 166V168L33 170L31 169L28 173H25V172L21 173V170L19 169L18 166H21V164H23L25 162V160L27 161L29 158H32L33 154L31 155L27 151H23V153H21L18 156V158L14 157L16 160L11 161V158L16 151V149L14 148V146H16V144L14 145V143H11L9 145V144H7V142H4ZM33 143H35V140L33 141ZM249 143H252V144H249ZM6 145H8V146H6ZM37 145L38 144H36V146ZM0 147H2V146L0 145ZM60 147H61V143H60ZM82 147L78 143H75L73 145H69V148L77 150L80 155H84V158L88 157V155L90 154L89 152L91 150H97L96 152L99 153L100 152L99 149L101 148V145L99 144L98 139L96 140V139L92 138L91 142L89 141V143H88V141H87L85 144H83ZM6 149H7V151H6ZM9 149H13V150L15 149V151H11ZM84 149L85 150L88 149V151L89 150L90 151L84 152ZM136 151H138V150H136ZM54 153H55V151L50 153V155L53 156ZM121 153H122V150H119V151L117 150V151H112V152L106 151L104 156H101L102 154L100 153L97 156L98 157L100 156V158H98V159L99 160L101 159V160L99 161L97 159L96 162H99L101 165L107 164L108 166H113L116 169L118 168V170H119V168L125 169L128 173H130L131 172L130 170H132L131 174L132 173L134 174V172L135 173L138 172L139 176L141 174L142 175L144 174L143 172L146 170L143 171V169L140 168L141 162H140L139 158L137 160V157H136V160L130 169V167H125L126 165L124 163L126 162L125 161L126 156L124 157V153H122V156H121ZM92 155H94V154L92 153ZM233 156L234 157L240 156V154L235 153ZM111 158L114 159L115 162H113ZM208 158L211 159V157H208ZM212 160H213V163L218 162L217 158H212ZM76 162L77 161H71L72 164H76ZM117 162L118 163L123 162V164L125 166L123 164L117 166L118 165ZM77 163H81L82 165H84V164H87L90 162L88 160H84V161H80ZM32 165L33 164L27 165V166L26 165L22 166V169L25 170V169H27V167L30 168L29 166L32 167ZM204 166H206V164H204ZM139 169H140V171H139ZM196 169L191 173L192 176H194L196 174ZM12 172H10V173H12ZM187 174H188L187 176H189L190 173H187ZM216 175L217 174L212 175V177H215ZM35 176H37V177L35 178ZM143 176H145V175H143ZM130 178H133V177H130ZM120 179H123V178H120ZM120 179H118V180H120ZM110 180H112V181H109V183H105L102 187H100V189H99V187H96L94 190H97V189L106 190L107 187L113 185L114 182H116V180L115 181L113 179H110ZM11 183H15L14 186H11ZM188 183H190V182H188ZM239 188H240L239 189L240 191H242V189H244L247 193H249V195L251 197H254V198L258 197V194H262V193L264 194V166L258 167L256 169L255 174L252 177H250L249 188H245V187H243V185H240ZM85 191H86V193H85L86 195L83 198H88L91 196L92 192H95L92 190V187H90V186H88V188H86ZM13 193H15V194H13ZM12 197H14V198H12ZM263 198H264V196H263ZM224 201H226V200H224ZM257 202H256V204H259ZM40 203H42L41 205L43 208L40 207ZM20 204H22L23 206H20ZM211 206L216 207L217 204L215 205V203L213 202L211 204ZM223 206L224 207L222 209L224 211L227 210L226 212H228V208H230V207H228L229 201H226L225 205H223ZM48 207L50 208L49 209L50 214L48 215V217L45 221L44 219L40 218L39 212H43ZM206 207H207V205H206ZM210 207H208V210L206 211L205 216H207V214L209 215V213H211V211L214 210V209L211 210ZM23 208L24 209L27 208V211H32V213L36 212V213H34L32 219L29 220V224H28V222H25L23 220V218L20 216L22 213L21 210H23ZM38 209H41V210L38 211ZM185 212H186V214H185ZM188 212H189L188 210H185L181 214L179 221L174 220L173 217H171V216L170 217L167 216V218H165L162 221L163 223L161 222L160 223L161 225L160 224L158 225V226H161L160 231H162V226H165L166 224H167L166 226H168V224L171 225L173 223L172 221H170L171 219L174 221L173 225L177 228H179L182 225V222L184 221L183 219H190V221H191L190 226L184 230L183 235H184V233H187L190 229L193 228L194 223L199 222L200 218L203 217V216H201V214H200V218H196L194 215L188 216ZM19 213H20V215H19ZM136 217H138V216L136 215ZM136 217H135L133 225H131V226L136 225L137 220H138ZM99 219H103V217L102 218L100 217ZM217 220H218L217 218L211 220L209 223L206 224L205 227L206 228H208L209 226L210 227L214 226L215 228L221 227L219 230L216 229L217 231H219L217 236L219 239H222L223 244H224V241H227L228 239H230V237L235 232V229H233L235 226V219H234V216H231L227 220H224L223 223L220 225H219V223H220L219 220L218 221ZM123 221H124V219L115 220V218H114V220H109V222L116 224V225H121V223ZM78 222H80V221H78ZM176 224H177V226H176ZM89 229L90 230H85V231H80V232L78 229V233H76V234L74 233L71 235H65V236H69V237L74 238V237H77L78 234L81 235L83 233L90 236L93 233L107 234V232H109V231L115 232V229H111V227H109V226H107V228L105 227L103 229L102 228L100 229L98 227L92 228L94 230H92L91 228H89ZM169 229L167 230V232H169L167 234L168 235L167 243L169 242L168 245H171V243L174 242L173 240H174V237L176 236V234L174 235V229H172L171 231ZM205 229H203V230H205ZM123 232H127V231H125V229H124ZM135 232L131 231L130 234L136 235ZM4 234H3V236H4ZM221 235L222 236L224 235L223 238ZM55 237H56L55 240L62 239V237L60 235H55ZM49 238H52V237H49ZM206 238L207 239H205V241L203 242L204 244H202V247L206 246L207 248H209L211 246L215 247L218 245V248L223 249L222 253L215 254V257L220 260V264H229L228 260H230L231 264H235L239 261V260L236 261L237 260L236 257L230 258L228 256V250L230 248L225 250V248L227 246L226 244H224V245L217 244L216 245V237L213 233L209 232ZM18 239L13 240V242H16ZM240 239L241 238H239L235 243L236 244L235 246H237V248L243 247V244H242L243 239H241V240ZM52 240L54 241V239H52ZM162 241H163V239H162ZM142 243H143L142 247L144 248V245L149 244L150 242H149V240L147 241L146 239H143ZM11 244H12V242L9 245H11ZM9 245H7L4 248L5 255L7 253V250L9 249V247H11ZM104 245H105V243H104ZM168 245L166 244L165 250H163V252L167 253L170 251L171 246H168ZM239 245H241V246H239ZM193 246L194 245L191 244V245H189V247H187V249L185 248V250L183 251V254H182V256H184L183 258L185 259L187 257L185 260H188L189 255H190L189 252L194 248ZM12 247H13V245H12ZM105 247H106V245H105ZM110 247L111 246H108V249H107L108 251L111 249ZM196 248H198V246ZM207 248L205 250H207ZM202 249H204V248H202ZM158 250L159 249H157V251ZM172 250H174V249H172ZM48 251H50V252H48ZM141 252L143 255L148 256V255H151L154 252V250H151V246H150L149 248H145V250H143ZM175 252H177V254H178V250L175 249ZM137 253L138 252H132L131 254H129L131 259L130 258L128 259L127 257H124V256H122L121 258L120 257L117 258V257H115L114 253L111 254V251L106 253V255L105 254H101V255L94 254L93 257H90L87 254L83 255V252H82V253H79V255L74 258V261L79 263L81 261H84V259H88L89 257L92 261L99 259V258L104 259V257H107V258H105L107 262L108 261L114 262L115 260H119V262L133 261L132 258H133V256L136 257L138 255ZM38 254L39 253H35V255H34L35 259L32 261V264H40V261H38ZM171 255H173L172 252H171ZM220 255L223 257L222 259H221ZM66 257H67V255H66ZM251 257L253 258L251 261H247V262L242 263V264H251V263L256 262V261L264 262V260H261L260 258L255 257L254 254ZM5 259L6 258H2L0 261H4ZM145 260L149 264L148 259H145ZM201 260L202 261H200V264H203L204 259H201ZM86 262H88V261L86 260ZM154 263L159 264L158 261H156V259L155 260L153 259L152 264H154Z\"/></svg>",
    "mask_w": 264,
    "mask_h": 264
},
{
    "label": "snow or ice",
    "instance_id": "snow-or-ice-1",
    "mask_svg": "<svg viewBox=\"0 0 264 264\" xmlns=\"http://www.w3.org/2000/svg\"><path fill=\"white\" fill-rule=\"evenodd\" d=\"M161 143H162V142H161ZM146 170H150V169H146ZM149 207H150V206H149ZM155 219H156V218H153V220H155ZM141 227L143 228L144 226L141 225ZM194 227H195V226H194ZM185 238H187V236H186ZM0 242H2V241H0ZM176 243H177V244H180V243H181V240L178 239V240L176 241Z\"/></svg>",
    "mask_w": 264,
    "mask_h": 264
}]
</instances>
